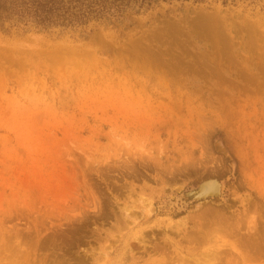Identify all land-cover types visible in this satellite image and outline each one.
Here are the masks:
<instances>
[{"label":"rangeland","instance_id":"1","mask_svg":"<svg viewBox=\"0 0 264 264\" xmlns=\"http://www.w3.org/2000/svg\"><path fill=\"white\" fill-rule=\"evenodd\" d=\"M167 262L264 264V0L0 8V264Z\"/></svg>","mask_w":264,"mask_h":264},{"label":"trees","instance_id":"2","mask_svg":"<svg viewBox=\"0 0 264 264\" xmlns=\"http://www.w3.org/2000/svg\"><path fill=\"white\" fill-rule=\"evenodd\" d=\"M152 1L155 0H0V8L17 7L44 24L72 25Z\"/></svg>","mask_w":264,"mask_h":264},{"label":"bare ground","instance_id":"3","mask_svg":"<svg viewBox=\"0 0 264 264\" xmlns=\"http://www.w3.org/2000/svg\"><path fill=\"white\" fill-rule=\"evenodd\" d=\"M207 192H210L211 190H212V187L211 186H209V187H207ZM149 211V210H148ZM206 211H208V210H206ZM217 213V212H216ZM204 214V213H203ZM203 214H202V216H203ZM209 214H212L213 215V213H209ZM216 215V214H215ZM218 215H220V214H218ZM215 218V217H214ZM216 222V221H215ZM209 224V223H208ZM204 225H206V223L204 224ZM213 225V224H212ZM203 227V226H202ZM208 227V226H207ZM209 228V227H208ZM220 228V227H219ZM204 229H205V227H204ZM198 230V229H197ZM202 230V229H201ZM210 230V229H209ZM201 232V231H200ZM208 232V231H207ZM191 234V233H190ZM190 236V235H189ZM191 236H192V234H191ZM195 236V235H194ZM202 238V237H201ZM191 239V238H190ZM194 239V238H193ZM193 239H191V240H193ZM186 240V239H185ZM196 240V239H195ZM195 240H193V241H195ZM198 240V239H197ZM203 240V239H202ZM201 240V241H202ZM200 241V240H199ZM198 241V242H199ZM195 243H196V241H195ZM200 243V242H199ZM147 251V250H146ZM216 257V256H215ZM196 260V259H195ZM169 261V260H168ZM190 261V260H189ZM205 261V260H204ZM207 261V260H206ZM201 262V261H200ZM168 264H169V262H167ZM178 263V262H177ZM186 263H187V261H186ZM185 263V264H186ZM190 263H192V261L190 262ZM202 263V262H201ZM216 263V262H215ZM218 263V262H217ZM171 264V263H170ZM198 264V263H197ZM208 264H210V263H208Z\"/></svg>","mask_w":264,"mask_h":264}]
</instances>
